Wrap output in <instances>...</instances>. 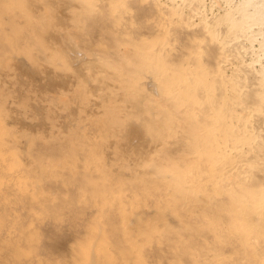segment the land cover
Listing matches in <instances>:
<instances>
[{"label": "bare ground", "instance_id": "obj_1", "mask_svg": "<svg viewBox=\"0 0 264 264\" xmlns=\"http://www.w3.org/2000/svg\"><path fill=\"white\" fill-rule=\"evenodd\" d=\"M47 1L0 0V47L25 49L27 54L22 57V62L27 64L33 50H44L42 45H31L32 41L50 34L51 43H58L54 40L57 24L65 19L70 21L71 28L66 31L68 37L63 42L88 58L89 48H94L95 34L107 37L110 46L115 43L125 45V53L111 50L101 56L108 63L114 62L122 71L120 76L130 87L128 94L135 110L149 122L148 134L153 136L154 143L149 164L156 169L157 176L145 171L142 180L137 181L130 171L104 179L99 175L104 171L100 168L99 155H91L86 143L92 133L89 126L82 123L77 126L80 135L72 129L64 137L53 134L28 137L24 133L23 137L29 140L24 138L26 144L22 145L21 137L17 136L18 141L15 137L18 132L5 118L6 108L11 107L10 95L5 85L0 86V264H125L128 255L137 252L138 247L135 241L127 240L132 237L131 232L118 227L117 216L123 215L120 208L124 202H134L139 195L147 202L154 201L155 196L161 210L172 205L176 212L180 206L184 209L177 212L181 220L179 231H174L167 223L158 228L154 220L145 229L147 238L152 242L155 239L153 243L163 242V236H167L168 241L163 238L167 243L165 247L156 244V248L146 249V254L142 249L143 257L138 251L144 264L158 263V259L167 257L166 251L170 249L173 252L175 249L176 254L167 261L172 260L175 264H183V259L185 264L187 259L193 264H264V36L259 41L260 46L254 47L252 42L256 36L251 28L254 21V24H264V2L253 11L246 8L252 0H242L229 8L225 16L229 23L225 28L227 35H223L227 39H223L205 16L202 26H196L197 30L190 25L192 22L182 21L185 27L195 28L193 32V28H188L191 30L188 32L183 27L187 34L192 32L189 37L179 24V19L184 20L186 15L179 7H171L161 0H146L149 4L143 5L145 8L139 5L140 0H55L63 1L70 12L66 18L54 15V8ZM120 3L133 4V9L122 12L124 8L121 10L123 4ZM201 3L203 0H194L195 13L202 11ZM32 5L39 10L35 11ZM129 11L140 18L145 11L157 15L158 24L157 21L153 24L157 30L161 29V33L159 30V34L152 35L156 48L168 41L165 37H171L165 32L173 31L176 38L177 29L181 27L182 39L189 40L191 47L190 51L187 47L184 51L194 55L199 49L201 53L195 54L197 57L193 56V61L186 52V59L191 58L193 63L186 61L192 64L185 68L182 58L177 59L178 52L173 55L177 65L172 66L170 57H165L166 50H163L164 58L159 55V48L158 53L145 52L148 43L140 42L137 37L124 40L120 37V24L124 20L123 26H130L134 32L150 28V21L141 18L143 23L147 22L146 26L141 20L139 22L138 16L134 23L136 17ZM168 16L178 19L173 21L178 28L174 23L170 28L172 22L167 21ZM173 27L177 28L178 34ZM199 34L202 36L200 41L207 40L205 49L199 41L202 50L199 46L196 48ZM231 37L236 43L250 40V49L263 54L260 55L262 59L257 56L262 61L260 67H255L256 58L251 63H243V60L241 66L233 67L234 70L230 68L234 74L226 73L228 66L222 64L220 57L228 62L224 59L226 52H231L234 59L246 55L231 48L234 45L228 46ZM183 40L180 46H184ZM184 51L180 57L185 56L182 55ZM4 54L0 53V56ZM144 57L152 68V74L146 75L147 93H141L142 87L138 83V76L145 74ZM177 61H182L183 67L178 66L180 62ZM33 68L38 73V67L33 65ZM0 76L12 80L17 91L22 89L23 82L13 74L10 61L0 68ZM19 108L21 113L27 110L26 100ZM169 187L173 189L172 193L168 192ZM200 191L207 203L202 208H198V203L185 208L180 204L182 198L178 200L172 196L188 197ZM92 195L100 198L95 200ZM97 217L105 218L104 230L99 227ZM95 235H100L99 243L96 240L89 244ZM110 236L113 243L100 244ZM113 248L121 249V256H116ZM124 250L127 252L123 255ZM184 255L190 258L185 259Z\"/></svg>", "mask_w": 264, "mask_h": 264}, {"label": "rangeland", "instance_id": "obj_2", "mask_svg": "<svg viewBox=\"0 0 264 264\" xmlns=\"http://www.w3.org/2000/svg\"><path fill=\"white\" fill-rule=\"evenodd\" d=\"M161 1L166 2L171 7H176V8L179 7L181 9V12H183V14L189 17L186 18L185 16L184 18L182 16L184 20L179 19L181 21V22L179 21L180 23L178 22L179 24H182V21L188 20V23L192 22L190 23V25L193 24L192 25L193 27L196 28L197 25L201 27L202 26L201 22L203 21L202 18L205 16L208 19V21L211 23V25L219 30V32L217 31V33H219L218 35H220V38H223V35L227 33V30L225 28L229 25L227 18L225 16H227L226 14L227 12H229V8H232V6L235 5V3L237 4L242 0H203V4L202 3L200 4L202 11L201 12L196 11V13L194 11L195 9L193 10L194 0H173V1L161 0ZM47 2H48L47 4H50V6L54 8V13H55L54 15L65 18L68 17V14L70 12L65 7V5H63L64 4L62 3L63 1L59 3L58 1L56 2L55 0H48ZM262 2H264V0H252L250 4H248L246 7L248 8L247 11H251V10L253 11V9H255V7ZM140 3L139 5L142 6L145 5V7L146 4H149L148 1L146 0H140ZM47 4L46 6L49 7V5ZM120 4L122 6L123 3ZM132 6L133 4L130 5L128 3L127 4L124 3L123 6L121 7L122 8L121 10H123V8L124 10L122 12H125L126 9L127 11L132 10L133 9ZM131 7L132 9H130ZM32 8L35 11L39 10V8L35 5H32ZM134 11L136 10L134 9ZM145 12L146 13L143 12L141 13V18L142 20L150 21L151 24L148 23L150 25L149 26L150 28H146L143 31L141 30L140 33L134 32L133 30L130 29V26L128 28L127 27L125 28V26H123L124 25L123 22L126 21L124 20L126 19V17H124L123 19L124 21L122 22L121 20L122 24H120L122 28L120 37L128 41L134 40L135 37H137L140 42L143 43L144 41L148 43L147 46L145 45V49H144L145 52L151 50V51H157L158 53V51H160L159 49H161L162 54H160L161 53L160 52L159 55H163V53L165 54L163 50L164 51L166 50L167 56L163 55L162 57L165 56L168 59L170 57V60H172L173 63V64L171 63L172 66L177 65L174 64L175 59L173 55L176 53L178 54V52L180 59L177 58L178 56L175 57L178 60H181L182 58V61H184L183 66L186 65L185 68H187V65L190 62L193 63V61L195 60L193 56H195V54L198 56V54H200L201 52H199V49H197V52L199 53L194 52L193 55V52H191V54L189 55V51L191 50L189 49L190 43L188 44L187 42L189 40L184 41L181 35L182 31L184 30L183 27H185V24L180 25L182 27V31H181V27L179 28L180 30H178L177 29L178 25L177 23H175L177 22L176 20H178L176 19L177 17L175 18L176 20H174V18H171L169 16H168V20L167 18L166 19L164 18L163 19L164 21L167 20L168 22L169 21L172 22L170 24L171 26L170 28H172L173 23L174 26L175 24L177 25V28L176 27L173 28L175 29L174 31L176 33L178 31L179 34L178 33L177 34L178 36L181 35V37L177 36L176 38H174L176 34L172 31V33H174L172 36L170 29L169 30L167 29L168 31H170V33L166 34L165 32V35L166 36L171 35V37L169 39L168 38L166 39L165 37V40L168 41L167 42L165 41L166 43H164L163 46L160 47L158 46L156 48L155 45L157 44L152 42V38H153L152 35L154 34L155 36V34L158 33L159 30H160L159 33H161V29L157 30L158 27L154 28L155 21H157L156 25L158 24V20H157L158 17L157 18L155 17L157 16L155 13L152 14V12L151 13H148V11ZM135 13H138V11H136ZM132 14H134V12H132ZM134 15L135 17L136 16L139 17L140 14L139 15L134 14ZM236 15L239 16L240 14L236 13ZM141 18L140 17L138 18L139 22ZM169 18H171L172 20L171 19L169 20ZM136 20L137 17L134 23H136ZM142 20L141 23H143ZM151 20L154 22H152ZM68 22L70 21H67V19H65L64 22H61L60 20L57 24V31L55 34L56 36H54L55 37L54 40L57 41L58 43H51L49 38L50 34L42 35L44 38L43 37L39 38L41 37V35L38 34L39 35L38 37V35L35 34L37 35L36 37H38L39 39L36 38V40L32 41L31 45H36L39 47L40 45H42L44 46V50L41 49L33 50L32 57L28 58L29 60L27 64L22 62V57H25L27 54L25 53V49H7L5 46L0 47V53H6L0 56V68L3 66V64L6 61H10L13 67V74L18 78V80H21L23 82L22 89L19 88L18 89L19 92H18L17 85L12 80L8 78H6L7 80H5L2 76H0V86L5 85L7 91L9 92L10 102H11V107L6 108L5 118L9 122L10 126H12L18 132V133L15 132L16 133L15 137L17 136L21 137V139H19V142L22 141L21 142L22 145H25L26 144L25 139L29 140L28 138H26L27 135L28 137H36L37 135L46 136L53 134L64 137L69 135L68 132L71 129H72L71 131H74L78 135H80L81 131L77 129L78 124L79 123H82L83 125L86 124L87 126H89V132L92 133V136L89 137V140L86 142L89 145V153L91 155H95V154L99 155V158L101 160L100 168L104 169V171L101 172L99 175H102L104 179H109L112 176L125 175L127 172L129 173L130 171L133 172L134 180L137 181L142 180L141 175L144 174L145 171H150L149 173L152 172V176L154 177L157 176L156 169L154 167L153 168L150 167L149 164L150 156H152L151 152L154 148V143L152 140L153 136H150V134H148L149 122L143 119V116L140 115L135 110L132 100L128 94L129 92L128 89H130V87L125 84V82L122 80L120 76L122 71H120V69L116 67V64L114 62L108 63L101 56V54L107 53V51H111V50H117L119 53H125V45L115 43L113 44V46H110L111 42L107 37H104L101 34H95L93 35V41H95L94 48H92L93 50L89 48V58H88V56L85 53L83 54L77 53L71 50L70 44L63 42V39L68 37L67 32L71 28ZM159 22L161 21L159 20ZM254 22H251L252 24L251 23L250 24L253 31L252 33H254V36H256L257 38L254 37L255 41H253L252 43L254 44V47L257 48L260 46L259 41H262L261 38L263 39L264 36V34H262L264 32L262 31L264 30V28L262 29V27H264V24H260V23L254 24ZM143 24L146 25L147 22H144ZM122 26L124 27V29ZM193 27L186 26L185 28L189 32L191 31L189 29L190 28L192 29ZM195 28L192 29V32L194 31ZM197 29L198 28H196L195 30ZM154 31L157 32L154 33ZM186 31L184 30L183 32L187 34ZM192 32H190L191 34L188 33L187 35L188 36L193 35ZM200 34L199 36H197L198 42L196 48H198V46L199 48H201L202 44H203L202 46L203 48L204 43L207 41L206 39H204L206 40L205 42L200 41L199 38L202 37V36L200 37ZM35 35L33 36L34 38ZM184 36L186 35L183 34V38H185ZM180 38L184 41L183 44L185 48L187 47L189 49V51L186 52H188L187 55L192 56L191 58L192 60L194 59L193 61L191 60L190 57L189 60L186 59L187 56L184 50H188V49L187 48L184 49L183 48L184 46H180L182 41ZM193 38H190V40ZM224 38L227 39V37L225 36ZM232 38L233 37L229 39L231 42L230 41L227 42L228 44H230L228 46L234 45V47L231 48L233 49L235 48L234 50H238V51L240 50V52L242 51L241 55L242 54L243 55L246 54V55L244 56L242 55L243 57H240V59H234L233 56L230 54L231 52H226L225 55L226 54L227 55L224 56V59L228 60V62L221 60L223 57H220V59L217 58V61L219 59L220 61H222V64L225 63V66L226 67L228 66L226 69V73L228 75L230 74L232 75L233 73L232 71L234 70V68L236 69V67L241 66L240 64H242L243 60H244L243 63H247V62L251 63L256 58L254 62L255 67H260L259 63L261 64L262 61H260L259 59L263 58L261 57L263 56V54L257 49H256L257 52L254 51L256 53L255 54L253 50L250 49L252 44L250 43V40L244 39L245 42L244 40H241L243 41L242 43L241 41L236 43L235 41L231 40ZM42 40H45V42H43ZM194 40L196 42V38L193 39V41ZM247 40H249V42ZM199 41L203 43L200 45ZM185 42L187 43L188 46L185 45ZM194 43H191L193 44L194 47L193 49H195L196 46V43L195 46ZM238 46L240 47L238 48ZM28 48L29 50H31L32 46ZM179 49L185 52L184 54H182L185 56L180 57L181 55L180 53H183V51L181 52ZM249 50L251 51L249 52ZM121 56H125V55H121ZM257 56L260 58L258 59ZM95 57H97L98 60H95ZM167 58L166 60H168ZM170 60L168 61L171 62ZM144 61H145V71H144L145 74L138 76L139 77L138 83L142 87L141 93H147L148 79L146 78V75L152 74V68L148 66L149 60L144 57ZM182 61H177V63L180 62V64L178 63V66H182ZM186 61L187 62L190 61V62L187 63ZM192 63H190L189 66H191ZM33 65L38 67V73L35 72L36 70L33 68ZM140 65L142 66L144 65L143 60H141ZM230 68L231 69L233 68V70H231ZM24 100H26L27 102V110L21 113L19 111L20 110L19 107L23 105ZM23 134L26 136L23 137ZM18 137L16 138L17 141H18ZM96 166H98V164H96ZM142 183L144 185H150L149 182H142ZM179 184L181 185V183ZM168 192L172 193L173 189L169 187ZM202 192L203 191L197 192L196 194H191L188 197H184L181 195H172V196L176 197L178 200L182 198L183 201H181L180 204L181 205L184 204L185 208L186 207L188 208V206L190 207V205L192 206L193 204H197V203H198V208H202V205L206 203L203 199L205 198V195L203 196L204 193ZM92 197L95 200L97 198H100V196H96V195H92ZM133 199L134 198H132V200ZM196 199L199 202L196 201L195 203L194 201ZM133 201L134 202L129 200L123 203V208L122 206L120 208L123 210V215L117 216V224L119 228L127 229L126 231H128V233L131 232L132 237L128 238L127 240L135 241V246L138 247V249L136 250L137 252L140 251L139 252L140 254L142 249H144L145 252L146 249H149V247H152L153 249L157 244L156 243L157 241L153 243L155 239L152 242V240L147 238V235L145 234V229L148 226H150L151 221L153 223L154 220V223L158 228L164 226V224L167 223V225L170 226L174 231H179V228L181 226V220L177 216V212H181L184 210L182 206H180V208L176 212L172 209L173 205L169 203V206L172 205L171 208L168 207L165 209L163 208L164 210H161L156 204L155 196H154V201L152 200L151 202L150 201L147 202V200H144L140 195ZM174 207L175 206H173V208ZM97 220H99V224H98L99 227L104 230L106 226L105 218L99 217ZM99 237L100 235H95V237L89 240V244H92L96 240L97 243H99L98 241ZM163 238H165V240L168 241L167 239L168 237L163 236L161 238L163 242H160L158 244L159 245L162 244V246L165 247L167 243ZM112 241L114 242V239L110 236L108 238L103 239L100 242V244L104 246L108 244V242H112ZM129 241L128 244L130 243ZM132 241H131V245L134 244V242ZM97 245L98 247H100L99 244ZM111 246H113V244H111ZM111 246L109 245V247ZM139 247L141 250L139 249ZM115 249L116 248H113L112 252H116V256L117 255L119 256L120 255L119 251L121 249L120 250L118 249L115 250ZM62 250H67V249L63 248ZM170 250L166 251L167 257H165L162 260L161 258L158 259V263L157 261L156 263H153L154 261H151V263L150 261L148 262L150 264H175L172 260L167 261V258L173 257L176 254L175 249L174 252ZM124 251H123V255L126 254L127 252L125 251L124 253ZM147 251L148 250H146L144 254H146ZM151 251L149 253L150 255L152 253ZM137 252L128 255L125 264H144L140 260V257L138 256L139 254H137ZM142 254L141 256L143 257ZM185 257L187 256L184 255V258ZM187 258L190 257L188 256ZM152 259L153 256H151V260ZM188 260L190 259L186 260L187 264H193L190 261L188 263ZM184 261L185 260L183 259V264H185Z\"/></svg>", "mask_w": 264, "mask_h": 264}]
</instances>
